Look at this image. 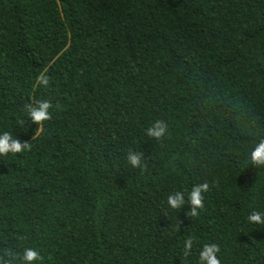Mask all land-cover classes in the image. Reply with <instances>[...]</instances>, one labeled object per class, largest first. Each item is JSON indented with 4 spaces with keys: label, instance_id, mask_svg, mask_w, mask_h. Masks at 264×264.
<instances>
[{
    "label": "trees",
    "instance_id": "16d2710c",
    "mask_svg": "<svg viewBox=\"0 0 264 264\" xmlns=\"http://www.w3.org/2000/svg\"><path fill=\"white\" fill-rule=\"evenodd\" d=\"M37 100L52 104L39 134L25 108ZM157 119L159 141L146 135ZM5 131L31 148L0 157V254L199 264L215 243L221 264H264V225L247 220L264 213V167L249 160L264 139V0H0Z\"/></svg>",
    "mask_w": 264,
    "mask_h": 264
},
{
    "label": "clouds",
    "instance_id": "9594fccd",
    "mask_svg": "<svg viewBox=\"0 0 264 264\" xmlns=\"http://www.w3.org/2000/svg\"><path fill=\"white\" fill-rule=\"evenodd\" d=\"M37 84L42 85L47 88L50 83L48 75L41 72L37 77ZM60 107V105H57ZM28 116L31 121L39 127L35 134L43 128L45 121L52 118L50 109L52 104L48 100H37L35 102H29L25 105ZM23 124L24 121L18 122ZM168 123L165 120L157 119L152 123V125L146 130V135L155 140H162L168 135ZM36 138L34 135L33 139ZM31 144L28 142L22 143L20 139L14 138L10 132H3L0 134V157H7L9 154L16 155L30 150ZM128 162L134 168H146L144 163L145 157L143 152L129 151L127 154ZM249 160L252 164L257 167H264V139L259 140L254 148L250 152ZM211 190L210 185L207 182L195 184L191 191L188 193V201L191 205V209L186 213L189 218H194L199 216L200 210L205 208V197L204 193ZM185 204V194L182 191H177L174 194L168 196V206L172 209H181ZM247 220L251 224L264 225V213L259 211H253ZM193 247V239L191 237L187 238L184 243L183 256L188 257L191 254ZM221 249L219 245L215 243L203 245L201 251L199 252V264H221V260L218 258V253ZM44 257L40 252L34 248L28 247L24 249L22 256H17L14 252L9 249H5L2 254H0V264H15L17 260L22 261V264H36V262L43 261Z\"/></svg>",
    "mask_w": 264,
    "mask_h": 264
}]
</instances>
